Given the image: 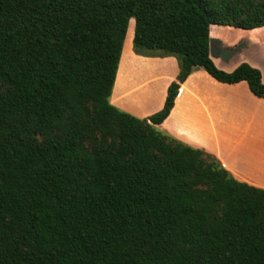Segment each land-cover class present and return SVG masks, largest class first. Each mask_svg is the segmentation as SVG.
<instances>
[{
    "label": "trees",
    "instance_id": "16d2710c",
    "mask_svg": "<svg viewBox=\"0 0 264 264\" xmlns=\"http://www.w3.org/2000/svg\"><path fill=\"white\" fill-rule=\"evenodd\" d=\"M137 54L173 56L158 112L110 103L130 22ZM212 25L264 27V0H0V264H264V189L158 131Z\"/></svg>",
    "mask_w": 264,
    "mask_h": 264
},
{
    "label": "crops",
    "instance_id": "0c3cea01",
    "mask_svg": "<svg viewBox=\"0 0 264 264\" xmlns=\"http://www.w3.org/2000/svg\"><path fill=\"white\" fill-rule=\"evenodd\" d=\"M213 30L215 31L214 35L212 34ZM222 31H225L226 35H233L235 40L227 41L224 35L220 33ZM237 31L245 32L247 35L242 37L236 33ZM262 35H264V27L242 30L212 25L209 42L210 58L216 65H220L224 70L231 72L238 65L234 58L240 50L245 53L246 49L252 46L259 48L256 38ZM132 39L133 31L130 44H128L130 49ZM236 40H240V42L237 43ZM123 49L124 43L110 103L126 113L143 119L162 109L167 87L178 74V63L175 57H159L152 54L131 52L130 65L131 62L132 64H141L146 70L148 69L146 72L152 69L151 75L145 80L146 88L150 89V87H154V84L161 86L154 102L150 103L149 100L146 106L144 103L136 104V108L133 107L135 104L131 102L130 93L134 86L145 83L144 79L148 73L135 75L138 79L135 84V80L129 81L130 67H128L126 77L121 81L117 98L115 97L116 100L113 102ZM259 59L255 57L249 65L260 69L263 76L261 82L264 84V59L257 63ZM154 70L155 75H153ZM140 79L141 81H139ZM226 122L229 125H226ZM192 123L200 125L209 123L214 140L207 141L194 138L190 129ZM155 128L183 144L191 145L193 148H202V151L213 155L235 180L264 189V98L255 97L250 92L246 82L242 81L232 85L224 84L214 80L202 69L194 70L180 84L174 105L167 118ZM255 166H260V168L255 169Z\"/></svg>",
    "mask_w": 264,
    "mask_h": 264
},
{
    "label": "rangeland",
    "instance_id": "374dc122",
    "mask_svg": "<svg viewBox=\"0 0 264 264\" xmlns=\"http://www.w3.org/2000/svg\"><path fill=\"white\" fill-rule=\"evenodd\" d=\"M133 21L130 22L131 24V27H130V24H129V28H128V31H127V35H126V39H125V42H124V49H123V57H122V60H121V65H120V69H119V75H118V78H117V81H116V87H115V90H114V95H113V102L116 100V95L118 93V89H119V86L121 84V81L124 80V78L126 77V73L128 71V67L129 68V71H130V79L129 81H134L135 84L138 82L137 80V76L135 75H143L144 72H146V68L143 67V65H137V64H132L131 62V65H130V60H131V56H132V53L134 50H133V47L131 46V49L128 47V44H130V39L132 37V31H133ZM224 35V38L227 40V41H234L235 40V37L233 35L229 36V34H225V31L223 32H220ZM236 33H238L239 35H241L242 37L244 35H247L245 32H239L237 31ZM213 35L215 34V31L213 30ZM239 37V36H238ZM237 43L240 42V40H236ZM256 42H257V46L260 48H256V47H250L249 49H246L245 53L244 51H241L237 54V56L234 58L236 63H238L237 66H239L240 64L242 63H246V64H250V62H253V59L256 57L257 59H259V57H261V59H259L257 61V63H259V61L263 60L264 59V56L262 57V55H264V35L262 36H259L258 38H256ZM132 45V43H131ZM240 49H242V47H240ZM131 50V51H130ZM137 54V53H136ZM240 54V55H239ZM161 57V56H159ZM163 57V56H162ZM165 57H168V56H165ZM170 57H173V56H170ZM246 59L247 61H245L244 59ZM177 60V59H176ZM215 66L224 71V72H228L226 70H224V68H222L220 65H216V63H214ZM251 65V64H250ZM249 65V66H250ZM223 66V65H222ZM236 66V67H237ZM224 67V66H223ZM255 68V67H254ZM225 69H228V68H225ZM259 71L260 73V76H261V80H263V76H262V72L260 71L259 68H255ZM233 71V70H232ZM231 71V72H232ZM264 71V70H263ZM142 72V73H141ZM148 73L147 76L145 77L144 79V82L146 80V78L149 77V75H151L152 73V69H150L149 72H146ZM145 75V73H144ZM153 75H155V70L153 72ZM143 79V78H142ZM137 81V82H136ZM141 81V79L139 80ZM151 83V82H150ZM146 85L147 83H143L141 85H138V86H134L133 87V91L130 93V97H131V102L133 104H135V106L133 107H136L137 108V105L136 104H143L144 103V106H146V103L150 100V103L151 102H154V99L155 97L158 95L160 89H161V86L160 85H156L154 84V87H150V89H147L146 88ZM116 97V98H115ZM130 102V101H129ZM130 102V104H132ZM113 105V104H112ZM114 106V105H113ZM144 106H141V107H144ZM153 107V106H152ZM150 107V108H152ZM226 125H229L228 122L225 123ZM190 129L193 133V136L194 138H198L200 140H214L212 139V133H211V128L209 126V123L206 124V123H203V124H198V123H192L190 125ZM233 132V131H232ZM232 134V133H231ZM186 145V144H185ZM187 146H190L191 145H187ZM193 148V147H192ZM194 149H199V150H203L202 148H196L194 147ZM260 166H255V169H259Z\"/></svg>",
    "mask_w": 264,
    "mask_h": 264
}]
</instances>
